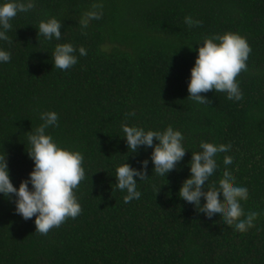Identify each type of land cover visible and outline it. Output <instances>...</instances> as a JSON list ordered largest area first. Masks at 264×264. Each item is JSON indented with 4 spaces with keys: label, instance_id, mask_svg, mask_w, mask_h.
Here are the masks:
<instances>
[{
    "label": "trees",
    "instance_id": "1",
    "mask_svg": "<svg viewBox=\"0 0 264 264\" xmlns=\"http://www.w3.org/2000/svg\"><path fill=\"white\" fill-rule=\"evenodd\" d=\"M34 3L35 9L10 21L12 44L0 40V50L11 54L9 62H0V155L6 154L18 188L34 167L27 132L43 123L40 113L56 112L59 126L45 134L84 157L85 179L74 189L82 212L40 235L35 217L25 221L15 212V198L0 194V264H264V0ZM93 3L103 4V16L82 29L79 19ZM185 16L202 26L189 28ZM50 18L63 24L59 41L37 36L39 23ZM228 32L252 49L248 70L236 78L243 98L210 91L202 93L209 105L188 99L198 47L204 38ZM62 43L77 49L78 62L66 71L53 67L52 54ZM81 46L86 56L79 55ZM129 112L135 115L126 118ZM122 124L146 132L171 126L182 133L186 154L165 177L157 175L153 149L130 153ZM202 141L231 144L215 156L217 169L204 190L218 187L226 168L236 186L248 189L241 206L259 216L244 233L178 196ZM225 156L232 164L224 165ZM145 159L148 178L134 177L141 196L126 204V190L115 188V170L124 163L141 170Z\"/></svg>",
    "mask_w": 264,
    "mask_h": 264
},
{
    "label": "clouds",
    "instance_id": "2",
    "mask_svg": "<svg viewBox=\"0 0 264 264\" xmlns=\"http://www.w3.org/2000/svg\"><path fill=\"white\" fill-rule=\"evenodd\" d=\"M35 7L34 0H8L0 4V40L12 44L6 34L12 28L10 21L18 13H26ZM103 7L102 3H93L91 9L80 17V27L86 29L90 21L101 19ZM184 22L189 28L202 26L201 21L193 20L191 16H185ZM62 27L61 21L56 18L42 20L37 28V36H43L49 41L53 38L59 41ZM202 42V46L197 49L194 66L190 70L187 98L201 105H209L211 100L202 93L215 91L226 93L228 100H241L243 93L236 78L241 72L248 70L246 61L252 51L246 39L228 32L206 37ZM76 51L70 43L57 44L52 54L53 67L66 71L76 65ZM78 51L80 56L87 55L83 46ZM10 59L11 54L8 51L0 50V62L7 63ZM134 115V112L126 113V118ZM40 119L43 123L34 131L27 132L29 147L26 150L28 157L34 162V167L28 179L22 180L18 188L11 182L6 154L0 155V194L10 200L14 197L16 214L25 221L35 217V233L47 235L50 230L59 228L69 218L75 219L81 214L82 208L77 202L74 189L85 179V170L82 167L84 157L80 152L58 147L53 138L45 134L47 128L59 126L57 113L42 112ZM121 128L122 138L125 139L130 153H136L141 146L153 149L150 159L154 165L153 172L157 175L165 177L176 169L186 154L182 145V133L173 130L171 126L163 132H146L143 128L127 124H122ZM154 139L159 143L154 144ZM199 147L201 151L192 152L190 177L182 182L178 196L193 204L198 212L204 213L209 219L219 215L227 227H234L238 232L244 233L255 227L254 222L259 213L253 211L245 214L240 203L247 201L248 189L236 186L235 178L227 168L218 182V187L213 183L204 190L209 178L217 169L215 156L230 151L231 144L216 145L202 141ZM232 162L231 156L224 157V165H230ZM148 163V159L143 160L141 170L131 167L128 163L116 168L115 188L126 190L124 203L140 198L141 193L137 191V181L134 177H139L140 181L146 180ZM201 198L204 199L203 204Z\"/></svg>",
    "mask_w": 264,
    "mask_h": 264
}]
</instances>
